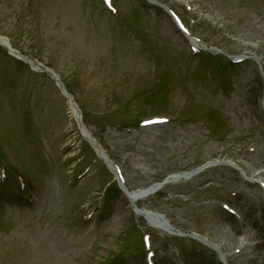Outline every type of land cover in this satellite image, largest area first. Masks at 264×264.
<instances>
[{
  "label": "rangeland",
  "instance_id": "1",
  "mask_svg": "<svg viewBox=\"0 0 264 264\" xmlns=\"http://www.w3.org/2000/svg\"><path fill=\"white\" fill-rule=\"evenodd\" d=\"M155 1L180 15L206 46L251 60L219 70L221 61L185 44L164 11L148 4L144 12L138 0H112L116 13L102 0H0V35L72 87L88 129L120 166L129 190L217 161L138 204L151 219L158 213L159 230L139 218L156 264L212 262L218 254L223 264H243L232 249L254 238L264 209L263 192L244 184L257 173L264 179V87L256 61L264 59V0ZM173 79L164 109L160 94ZM134 112L170 122L120 128ZM85 147L55 81L0 46V170L7 172L0 183L7 193L0 196V264H144L129 205L117 197L97 209L110 175ZM15 174L28 179L25 189ZM223 202L238 209L239 221L223 212ZM228 222L240 229L225 247ZM177 230L206 236L216 252L170 234Z\"/></svg>",
  "mask_w": 264,
  "mask_h": 264
},
{
  "label": "bare ground",
  "instance_id": "2",
  "mask_svg": "<svg viewBox=\"0 0 264 264\" xmlns=\"http://www.w3.org/2000/svg\"><path fill=\"white\" fill-rule=\"evenodd\" d=\"M0 45H7V43L2 42V40L0 39ZM32 65H34V63H32ZM258 83H259V81H258ZM259 86H260V84H259ZM257 88H258V86L255 83L254 91H256ZM69 106H70V109L72 110V112L75 113L73 111L74 109L70 105V102H69ZM170 178L171 177H167L164 179V181H167ZM161 186L162 185L159 186V183H154V184H151L147 187L135 189L132 192V195L135 199H137L138 197L147 198L148 196L152 195L155 192L157 187L160 188ZM123 217H124L123 215L119 216L118 220H121ZM229 217L232 218V216H229ZM228 223H226V225H228ZM229 224L231 227L230 232L227 231V233H226V231H225L221 235L222 244L225 247H227V246H229V244H233L237 241L236 235L240 229L239 225L236 223L230 222ZM255 225L257 226L255 233L258 234V237L256 238V240L251 241L247 247H244L242 249L241 255L238 256V257H242L243 264H264V223H262V224L255 223ZM223 239H227V240H224V242H223ZM244 253H245V256L243 255ZM194 264H221V263L217 259H215V261H212V262L198 260Z\"/></svg>",
  "mask_w": 264,
  "mask_h": 264
}]
</instances>
